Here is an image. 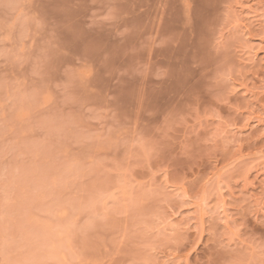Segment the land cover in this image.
<instances>
[{
    "label": "rangeland",
    "instance_id": "374dc122",
    "mask_svg": "<svg viewBox=\"0 0 264 264\" xmlns=\"http://www.w3.org/2000/svg\"><path fill=\"white\" fill-rule=\"evenodd\" d=\"M0 264H264V0H0Z\"/></svg>",
    "mask_w": 264,
    "mask_h": 264
}]
</instances>
